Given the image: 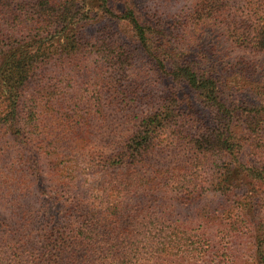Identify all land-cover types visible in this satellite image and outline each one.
I'll use <instances>...</instances> for the list:
<instances>
[{
	"label": "trees",
	"instance_id": "16d2710c",
	"mask_svg": "<svg viewBox=\"0 0 264 264\" xmlns=\"http://www.w3.org/2000/svg\"><path fill=\"white\" fill-rule=\"evenodd\" d=\"M161 5L0 0V264H264V0ZM108 110L109 152L36 145Z\"/></svg>",
	"mask_w": 264,
	"mask_h": 264
},
{
	"label": "rangeland",
	"instance_id": "374dc122",
	"mask_svg": "<svg viewBox=\"0 0 264 264\" xmlns=\"http://www.w3.org/2000/svg\"><path fill=\"white\" fill-rule=\"evenodd\" d=\"M137 1H139L141 5L147 6L150 11L159 10L160 6H162L161 0ZM177 5H179V3ZM3 11L6 12V8ZM97 27L94 26L92 29L94 30ZM116 29H118L120 32H117V35H119L122 40L128 41V39H126L123 35L127 34V29H125L123 25H119V28ZM209 41V39H206L204 46H211L212 44H210L211 42ZM128 44H130L129 41ZM220 45V48L225 49L227 43L222 41V44ZM250 56L251 55L246 54L245 58L253 60ZM253 58L256 60L259 57L254 56ZM221 64V66H225L224 63ZM105 114V116L97 115L91 117L88 124L83 125L82 129H76L78 126H75V130H73L70 126H67L68 128H62L60 124H51L48 128L49 125H47V128H44L38 136L39 139L38 142H36V145L39 142H52L61 151H64L69 156L75 157L84 155L87 150H100L103 152H109L113 149L115 142L129 130V126L122 115L115 114L109 110L106 111ZM76 131L77 133H75ZM164 144L165 143H163L162 147L151 151L147 155L149 162L156 166H164L179 160L181 153H179L177 149ZM242 157L244 159H248L249 154L244 153ZM18 159L21 160L19 157ZM148 173H150L149 169Z\"/></svg>",
	"mask_w": 264,
	"mask_h": 264
}]
</instances>
